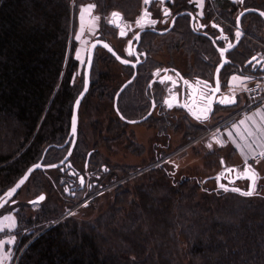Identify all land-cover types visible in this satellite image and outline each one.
<instances>
[{
  "label": "trees",
  "instance_id": "trees-1",
  "mask_svg": "<svg viewBox=\"0 0 264 264\" xmlns=\"http://www.w3.org/2000/svg\"><path fill=\"white\" fill-rule=\"evenodd\" d=\"M141 1L0 0V195L41 159L45 149L48 148L43 160L46 165L61 161L68 150L70 143L59 146L69 136L73 104L83 88V81L81 84L77 79L79 62L74 56L72 26L76 10L92 3L104 21L114 12L134 20L141 11ZM212 2L210 8L206 3L204 18L217 23L219 15L230 31L235 13L243 8L264 13V0ZM175 7L180 12L191 9L193 3L176 0ZM241 25L244 36L238 47L227 54L230 63L221 71L220 81L233 73L261 78L260 71L246 63L256 54L264 57L263 18L251 13L243 17ZM113 29L107 22L102 31L112 35ZM206 34L215 36L208 27ZM158 39H145L147 58L139 66L134 83L118 98L120 115L137 118L145 113L144 89L154 71L149 51L164 43L194 56L193 61L187 60L186 70L172 64L179 72L188 78L212 80L220 57L208 37L192 32L187 16L177 18L171 36ZM217 45L224 47L223 43ZM103 52L105 56L99 59L104 71L92 70L89 91L80 107L90 97L98 96L100 110L108 113V117L104 114L107 137L119 138L127 125L117 116L114 97L123 82L115 86L119 79L111 75L110 64L117 61ZM123 68L131 74L130 69ZM155 122L159 138L167 137L172 128L177 130L172 118L171 122L168 117ZM92 125L97 127L91 143L78 131L69 160L81 174L100 171L104 165L109 171L102 172V176L113 182L126 173V168L111 167L99 152L101 143L108 142L99 128L103 120ZM184 130V138L190 139L205 133L207 127L188 123ZM176 169L171 163L136 175L126 185L117 186L111 200L97 204L95 200L94 207L85 208L79 216L59 219L60 210L46 203L33 215H22L20 229L30 231L19 235V251L54 219L59 220L27 245L16 264H264L262 178L253 195L246 196L206 187L210 178L176 177ZM45 172L35 171L24 186H31L39 195L48 189L54 191L55 186L70 185L71 181L76 184V178L72 179L65 168L55 169L51 181ZM238 186L246 189L247 182L241 180ZM94 211L97 215L90 218L89 213Z\"/></svg>",
  "mask_w": 264,
  "mask_h": 264
},
{
  "label": "rangeland",
  "instance_id": "rangeland-1",
  "mask_svg": "<svg viewBox=\"0 0 264 264\" xmlns=\"http://www.w3.org/2000/svg\"><path fill=\"white\" fill-rule=\"evenodd\" d=\"M190 1L193 5H196L198 14L202 13V9L206 7V3L208 6H211L213 3V0H203L202 4H200V0ZM198 4H200L199 7ZM88 6H93V4H83L78 8V10H76L73 15L72 26L73 38L76 41L74 56L79 62L77 79L78 82H81V84L84 80V65L86 62L88 46L96 35L104 29V24L106 25L108 21V18L104 21V19L96 12L95 7H92L89 11H82L87 9ZM121 29L123 28H114L112 35L103 34V36L108 38L110 43L120 52L124 53L126 40L121 41L118 36ZM135 29V26L132 28L129 26L127 28V32L131 35ZM102 55L105 56L104 52L98 49L96 52V59L93 62L94 64L92 66V70L96 68L97 71H104V67L101 64L102 62L99 59ZM149 56L153 61V76L156 75L160 69L165 68L169 64H174L181 69L186 70L188 63L187 60H189V62L194 60V56H192V58L191 56H188L186 50H173L169 44L165 43L163 46L161 45L157 48H152L151 51H149ZM110 69L112 71L111 75L117 76L119 79L115 86H118L127 78V76H129L125 68H123V66L119 63H111ZM249 77L253 78V76ZM91 79L92 78L90 76V83ZM255 79L256 78H253V80L249 83L253 82ZM222 82L224 87L223 90L225 91L227 83L225 80ZM249 83H247L246 86L249 85ZM108 85L113 86V83L109 82ZM246 86H244L241 92L242 95L237 96L239 101L238 106L230 109L216 110V113L206 124H198L195 120L184 116L179 110H172L170 112L171 114H168L169 117L172 118L173 123L177 125V130H173L172 128L167 131L169 136H161L160 138L156 136L157 131L153 126L154 121L127 125L123 136H120L119 138H108L107 134H109V132L108 128L105 130L106 120L104 118L105 115L108 117V113L106 110L104 111L105 113L100 110L101 108L98 104L100 100L98 96L95 95L90 97L86 105L79 108L78 131H82L91 143V139L95 135L97 127L93 126L92 123L103 120L104 125H99V128L102 131V135L108 138V142H106L107 145L101 143L99 146V152L107 158L111 167L126 168V173L120 176L117 180L115 179L113 182H108L106 177L102 176V173L101 176L98 177V184L93 187L91 191L90 185H94L93 183H88L86 184V187H84L87 192H84V189H82L81 191L76 192L74 198L71 197L69 189V192L66 193L64 186H61V188L55 186L56 189L54 191L49 189L45 190V199L36 204H29V201L34 198L38 192L34 191L29 185L24 186L16 197V205L6 204L0 209V264H16V261L21 253V250H18L19 235L26 233V231H30L29 228H27L28 230L20 229V223L21 221H24L20 218L22 215H33L45 203L47 205L51 204L56 206L60 210L59 218L68 217L74 214L76 216L82 215L85 213V208L87 209L91 206L94 207L95 204L93 203L95 200L97 201H95L96 204L102 202L105 203L108 200H111L115 188L119 185H126L129 181H132L136 175L139 176L141 173L137 172L138 169L148 164L152 157L156 154L167 156L171 153V163L175 164L177 167L176 177L186 175L200 180L210 178V180L205 182L206 187L213 189L220 187L218 181L213 179V177L221 173L223 170L220 164L221 161L219 162L220 157L224 154L227 155V153H230L229 149L225 147L224 149L219 148V145H225L221 131L224 129L225 124L229 123V121H231L234 117H232V115L240 109L242 99L244 100L243 105H247L249 103L248 96L245 93ZM105 100H103L105 105L109 106L108 102ZM155 114L156 112H154V115ZM188 123L196 126L207 127V131L197 137L186 139L187 137L184 136L186 135L184 125ZM154 142H157L158 144L155 145ZM209 145H211V147H209ZM139 147L141 149H139ZM219 152H221L222 155ZM254 155L252 156V164L250 166L257 174L256 190L259 178H262L261 182L264 184V160H256ZM165 158H168V156ZM246 166H249V164ZM246 166L243 164L241 167H237V169L240 171ZM54 170L55 169L46 170L45 172L48 174L50 181L55 175V172H53ZM257 171L259 172L257 173ZM23 205L25 209H22L21 206ZM96 215L97 211L89 213L90 218H94Z\"/></svg>",
  "mask_w": 264,
  "mask_h": 264
},
{
  "label": "flooded vegetation",
  "instance_id": "flooded-vegetation-1",
  "mask_svg": "<svg viewBox=\"0 0 264 264\" xmlns=\"http://www.w3.org/2000/svg\"><path fill=\"white\" fill-rule=\"evenodd\" d=\"M175 1L176 0H163V3H161L160 0H150L149 4L146 5L143 3V0H142L141 1V3H142L141 11H140L139 15L134 20L123 19V16L120 14V17H121L120 27L123 29H121L119 31V33L121 31H123L125 33V35H123L122 37H119V40H121V41L126 40L124 53L120 52L115 46H113L110 43V40H108V38L103 36L104 33L102 30L100 31V33H98L96 35V37L94 39L99 37L100 39L109 42L112 45V47L118 52L119 55L128 59L129 61L136 62L137 57H139L141 60V64L147 58L146 50L143 47V43H144L145 39L147 37H150L151 39H153V42H156V41H159L158 36H166V35L171 36V32L174 28L175 22H176L177 18L181 17V16H187L189 18L190 28L195 35L204 36L203 34H206L207 27H208V28L213 29V31L215 33L214 37L219 36L220 32L215 27L212 26L213 24H216V25H218V27H221L223 35L225 36V40L224 39L218 40L217 42L223 43L224 47H226V43L228 41L233 42L236 39V35H235L236 17L241 10L239 12L235 13V16L233 17L234 23L230 25V28H231V31H230L227 28L226 22H224V20L221 16L217 15V17H219V20H217V23L214 21L208 22L203 16V11H202V15L197 13L196 5H193V7L191 9L179 12V11H177V8L175 7ZM234 1H237V0H234ZM234 1H232V2H234ZM190 3H191V1H190ZM164 8H167L169 10L170 15H168V16L164 15V11H163ZM144 9H147L148 13H150V16L144 17V19L141 20V24L143 25L141 27V26L137 25L136 22H137V20L141 19V17L143 16ZM189 14H193L195 17V20H194L192 25H191V17ZM111 15L108 18L107 22H108L110 27L117 28L114 24L115 17L113 18ZM173 18L175 19L174 22H173ZM262 18H263V16H262ZM151 20H155L156 23L154 25H151L150 24ZM263 23H264V19H263ZM200 25H203L204 27H200ZM129 26H131V28L133 26L136 27L135 31L132 32L131 35L127 32L128 31L127 28ZM137 34L140 37L139 40H136L134 38ZM118 36H119V34H118ZM129 41H131V45H129ZM97 50H96V52H97ZM100 50H102V49H100ZM130 50L133 52V55L128 54ZM96 52H95V54H96ZM94 58H95V56H94ZM139 66L137 67V71H138ZM124 67L130 69L131 74L129 76H127V78L123 81V83H125L126 81L131 79V77L133 76V73H134L133 67H131V66H124ZM175 70L178 71L177 67L169 64L165 68L160 69L158 72L159 74L152 76L147 81L145 89H144V93H145L144 102H145V110H146L145 113L142 114L140 117H137V118H129V117H125L123 115H121V117H120L118 115L119 114L118 113L117 116L120 118V121H122L126 125H131V123H128V121L143 119L145 116H147V114L153 108L152 112L150 113L148 118H146L145 120H143L139 123H136V124H142L145 122L154 121V124H153V126H154L156 123L155 120L162 119V118L164 119L166 117H168V121L171 122V117H169V114H171L170 112L172 110H176V109L179 110L184 116H187L188 118L195 120L196 122H198V124H202V123H207L213 117V115L216 113V110L232 108V107L221 108L219 106H215L214 112L209 117H207V120L204 122L201 121L202 120L201 115L205 114V112H199V111L194 112L195 110H192V107H194V106L190 107L189 104L191 102H193L194 105H204V103H202L200 100V97L205 95L204 94L205 91L203 89L202 84L197 83L195 85H192V91H195V93H194V96H191V98L189 100L185 99L184 102H177L176 103L175 98L171 97V85L175 86L174 84L176 83V81H179V78H177L176 74L173 72ZM182 76L185 78H188L183 74H182ZM136 77H137V74H136ZM136 77L133 79V81L131 83H129V85L134 83V81L136 80ZM169 77H170V79H169ZM158 79H161V81H157ZM189 79H192V78H189ZM222 83L223 82L221 81V93L224 92L223 91L224 87H223ZM129 85L126 88H128ZM178 89L179 88L175 89V91H179ZM165 101H168V103H165ZM169 104H171V107H169ZM154 112H156L155 115H154ZM167 136H169V135H167ZM154 143H155V145L158 144L157 142H154ZM167 156H168V158H165ZM167 156H164L162 154H160V155L156 154L155 156L152 157L151 161L148 164L140 167L137 172L138 173H144L146 171L154 170L157 167H163L165 165H168V166L171 165V159H170L171 153L168 154ZM86 162H87V160H86ZM86 162H85V168H87V165H88V162H87V165H86ZM66 170L69 171V175L71 176L72 179L76 178V180H75L76 184L75 185H73L74 182L71 181L70 185L64 186V188L66 189V193H68L70 190L71 197L74 198L76 192L84 189V187H86V184H88V183H93V185H94V186L90 185V188H91L90 191H91L93 189V187H95L98 184V180H99L98 177L101 176V173L102 172H108L109 168H105V166L102 165L100 171L85 173V174H81L79 171L74 170L76 172L75 175L70 173L71 168H67ZM80 176L83 177V185L82 186L79 183V177ZM84 192H87V190L84 189ZM15 197L11 200L13 202L9 201L7 204H16L17 201H16Z\"/></svg>",
  "mask_w": 264,
  "mask_h": 264
},
{
  "label": "water",
  "instance_id": "water-1",
  "mask_svg": "<svg viewBox=\"0 0 264 264\" xmlns=\"http://www.w3.org/2000/svg\"><path fill=\"white\" fill-rule=\"evenodd\" d=\"M232 1H234V0H232ZM114 13H119V12H114ZM241 13H243V15H241ZM251 13H257V14L262 15L263 12L259 11L258 9H255V8H244V9H242L238 13V15L236 17V31H235V35H236V33L238 31H239L240 35H239V37L236 36V39L233 42H229L228 41L226 43V47H224V48H221V47H219L217 45V41L218 40H223V39L225 40V36L223 35L221 27H215L220 32V35L217 36V37H212V36H210L208 34H203L204 36H206V37H208L210 39L213 47L216 49V51H217V53H218V55L220 57V61H219L218 65L216 66L215 70H214L212 80L204 79V78H201V77H194L192 79H189V78L183 77L180 72H178L176 70L173 71L176 74L177 78H179V81H176V83L174 84L175 86L171 85V97L175 98L176 103L177 102H184L185 99L189 100L191 98V96H194V93H195V91H192V85H195L198 82L202 84L203 89L205 91L204 92L205 95L201 96L200 100H201L202 103H204V105H194V103L191 102L189 104V106L190 107L194 106V107H192V110H195L194 112H196V111L205 112V114L201 115V117H202L201 121H203V122L206 121L207 117H209L214 112L215 106H219L221 108H228V107H234V106L238 105V99H237L236 96H231L229 93H226L225 91L221 93L220 73L224 69V67L227 64L230 63V60L228 59L227 54L238 47L241 39L244 36V31H243V28H242V25H241V21H242L243 17L248 15V14H251ZM189 15L191 17V25H192L194 20H195V17H194L193 14H189ZM111 16L113 17V15H111ZM262 16H263V19H264V15H262ZM238 18H239V21H238ZM174 20L175 19L173 18V22H174ZM120 21H121V17H120V13H119V17H115V19H114V24H115V26L117 28L120 27ZM120 33H119V37H122ZM263 34H264V27H263ZM229 44H231L232 46L229 47ZM105 45H107L108 47H105ZM99 48L104 50L105 52H107L109 55H111L117 61V63H119L120 65L131 66L134 69V73H133V76L131 77V79H129L128 81H126L125 83H123L121 85V87L118 89V91H117V93H116V95L114 97V109H115L117 114L119 113L118 110H117L118 98H119L120 94L123 92V90L136 77L137 67L141 64V60H140L139 57H137L138 59H137L136 62L129 61L128 59H126V58L122 57L121 55H119L118 52L112 47V45L109 42H107L105 40H102L99 37H97L92 42H90V44L88 46L86 62H85V65H84L83 88H82L81 92L79 93V95L77 96V98L75 99L74 104H73L69 136H68L66 142L62 146H59L60 148H63L68 143H70L65 156L62 158L61 161H59L57 163L47 164V165L43 164V160H44L45 154L48 151V148L45 149L41 159L37 163L32 164L24 172V174L15 182V184L13 186L8 188L2 195H0V209L2 207H4L9 201L13 202L11 200L19 193V191L26 184V182L28 181V179L30 178L32 173H34L35 171H38V170H44L45 171V170H51V169H57V168H60L63 171V168H66V169L67 168H71L70 173L75 175L76 172L74 171L73 166H72V164H71L69 159H70V156H71V154L73 152V149H74V146H75L76 140H77L79 108L81 106V103H82L83 99L85 98L86 94L89 91L90 76H91V70H92V66H93V62H94V56H95L96 50L99 49ZM109 49H111V51ZM222 49L225 50L223 56L221 55V50ZM117 57H119V59ZM253 57H255L256 60H253ZM253 57H251L247 61L246 65H250L253 69L255 68V70H259L260 73H261L260 77L264 79V57H261L259 54H256ZM123 60H128L129 63L125 64V63L122 62ZM250 61H251V63H250ZM257 61H259V63ZM157 81H161V79H158ZM177 88H179L178 89L179 91H175V89H177ZM233 99H234L235 102H227V101H231ZM222 100H224L225 102L221 103ZM77 101H79V104H77ZM152 109L147 114V116H145L143 119L134 120V121H128V123L136 124V123H139V122L145 120L146 118H148V116L152 112ZM118 115L121 117L120 113ZM73 117L76 118L75 133H73ZM89 155H90V153L88 154L87 162H88ZM87 162H86V165H87ZM37 165H39V167H37ZM221 166L223 168L221 173H219L215 177H213V178H215L218 181L220 187H221V185H224L223 188L224 189L227 188L228 190H231L233 188H239L240 189L239 193H243L245 191L250 190L249 186L251 184V180L248 179V178H244L245 175H246L245 174V169L247 167H249V166H246L245 168H243L240 171L236 167H226L225 164L223 163V161H221ZM250 168H251V170H253L255 172V170L251 166H250ZM229 169H231L232 171H228ZM81 178L83 179V177L82 176L79 177V183L82 186L83 182H81ZM21 180L24 181L23 184H20V187L17 188L16 192L11 197L7 196L6 193H8L12 188L16 187V185ZM241 180L247 182V188L246 189H242V188H240L238 186V183ZM256 183H257V175H256ZM255 187H256V185H255ZM41 195L45 197V193H40L36 197L30 199L29 204H36V203L42 202L43 200L42 201H38V197H40ZM59 219H61V218H59ZM58 220L53 221L44 230H46L47 228H49L50 226L55 224ZM43 231H41L36 236H34L30 240V242L33 239H35L39 234H41ZM30 242H28L24 246L23 250L27 247V245Z\"/></svg>",
  "mask_w": 264,
  "mask_h": 264
},
{
  "label": "crops",
  "instance_id": "crops-1",
  "mask_svg": "<svg viewBox=\"0 0 264 264\" xmlns=\"http://www.w3.org/2000/svg\"><path fill=\"white\" fill-rule=\"evenodd\" d=\"M233 77L239 79L233 80ZM251 80L253 78L249 76L233 73L226 80L225 92L231 96H241L244 86ZM243 102L242 99L240 109L232 115L234 117L225 124L221 131L225 145H219V148L224 149L225 147L230 153L222 155L223 150L219 152L222 155L219 161H223L226 167L237 168L243 164L251 165L252 156L264 148V102L251 107L249 103L243 105ZM241 121L244 123L241 124ZM249 133L252 134L249 135ZM216 145L218 146L217 143Z\"/></svg>",
  "mask_w": 264,
  "mask_h": 264
},
{
  "label": "snow or ice",
  "instance_id": "snow-or-ice-1",
  "mask_svg": "<svg viewBox=\"0 0 264 264\" xmlns=\"http://www.w3.org/2000/svg\"><path fill=\"white\" fill-rule=\"evenodd\" d=\"M149 2H150V0H143V3L144 4H149ZM160 2L161 3H163V0H160ZM241 2H242V0H241ZM203 3V0H200V4H202ZM200 4H198V7L200 6ZM92 7H94V6H88V8L87 9H84V10H82V11H89ZM163 11H164V15L165 16H168V15H170V12H169V10L167 9V8H164L163 9ZM113 15V17H119V13H113L112 14ZM200 15H202V13H200ZM241 15H243V13H241ZM262 15H264V13H262ZM147 16H150V13H148V11H147V9H144V13H143V16L141 17V19H139V20H137V25H139V26H143L142 24H141V20L142 19H144V17H147ZM238 21H239V18H238ZM111 22V21H110ZM156 23V21L155 20H151L150 21V24L151 25H154ZM213 27H218V25H216V24H213L212 25ZM200 27H204L203 25H200ZM121 36H123V35H125V33L123 32V31H121ZM239 35H240V33H239V31L236 33V36L237 37H239ZM136 40H139V35L137 34L135 37H134ZM129 45H131V41H129ZM232 45L231 44H229V47H231ZM105 47H108L107 45H105ZM110 51H111V49H109ZM224 51L225 50H221V55L223 56V54H224ZM129 55H133V52L130 50L129 51V53H128ZM118 59H119V57H117ZM138 59V58H137ZM253 60H256V58L255 57H253ZM123 63H125V64H128L129 63V61L128 60H123L122 61ZM258 63H259V61H257ZM250 63H251V61H250ZM157 74H159V73H157ZM169 79H170V77H169ZM237 79H239L238 77H233V80H237ZM199 83V82H198ZM218 90V89H217ZM225 101L224 100H222L221 101V103H224ZM227 102H235L234 101V99L233 100H231V101H227ZM165 103H168V101H165ZM77 104H79V101H77ZM169 107H171V104H169ZM199 118V117H198ZM75 123H76V118L75 117H73V133H75ZM244 123V121H241V124H243ZM252 133H249V135H251ZM209 147H211V145H209ZM261 155H264V153H262ZM37 167H39V165H37ZM228 171H232L231 169H229ZM245 177L244 178H248V179H250L251 180V184H250V190H248V191H245V192H243L242 194L243 195H246V196H251V195H253V193L255 192V185H256V173L253 171V170H251V168H250V166L249 167H247L246 169H245ZM23 180H21L17 185H16V187H14V188H12L8 193H6V195L7 196H9V197H11L15 192H16V190H17V188H19L20 187V184H23ZM81 182H83V179L81 178ZM221 187L223 188L224 187V185H221ZM225 190H228L227 188H225ZM232 191H237V192H239L240 191V189L239 188H233V189H231ZM44 196H40V197H38V201H42V200H44Z\"/></svg>",
  "mask_w": 264,
  "mask_h": 264
},
{
  "label": "built area",
  "instance_id": "built-area-1",
  "mask_svg": "<svg viewBox=\"0 0 264 264\" xmlns=\"http://www.w3.org/2000/svg\"><path fill=\"white\" fill-rule=\"evenodd\" d=\"M245 93L249 99V107L258 105L264 102V79H255L245 88ZM210 133V132H208ZM264 148L254 155L256 160H264Z\"/></svg>",
  "mask_w": 264,
  "mask_h": 264
}]
</instances>
